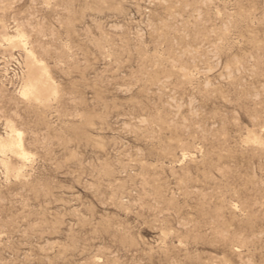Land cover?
<instances>
[{
    "label": "rangeland",
    "instance_id": "374dc122",
    "mask_svg": "<svg viewBox=\"0 0 264 264\" xmlns=\"http://www.w3.org/2000/svg\"><path fill=\"white\" fill-rule=\"evenodd\" d=\"M0 264H264V0H0Z\"/></svg>",
    "mask_w": 264,
    "mask_h": 264
},
{
    "label": "built area",
    "instance_id": "2783aa9c",
    "mask_svg": "<svg viewBox=\"0 0 264 264\" xmlns=\"http://www.w3.org/2000/svg\"><path fill=\"white\" fill-rule=\"evenodd\" d=\"M20 72V71H19ZM16 77H19L18 74H16Z\"/></svg>",
    "mask_w": 264,
    "mask_h": 264
}]
</instances>
